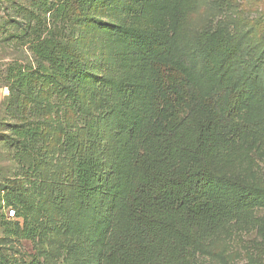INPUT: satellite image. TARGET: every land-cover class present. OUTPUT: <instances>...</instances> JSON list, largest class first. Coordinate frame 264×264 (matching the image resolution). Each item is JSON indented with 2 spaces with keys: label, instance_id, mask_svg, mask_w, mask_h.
Returning a JSON list of instances; mask_svg holds the SVG:
<instances>
[{
  "label": "rangeland",
  "instance_id": "374dc122",
  "mask_svg": "<svg viewBox=\"0 0 264 264\" xmlns=\"http://www.w3.org/2000/svg\"><path fill=\"white\" fill-rule=\"evenodd\" d=\"M171 5L172 0H98L89 21L72 34L75 19L56 22L54 10L33 14L30 0H0V264H105V237L122 224L124 197L132 189L133 146L120 129L127 90L141 89L151 59L143 47L154 37L172 38L175 18L186 44L196 46L206 26L241 44L243 65L259 76L264 91V0H189L180 3L179 13ZM33 28L65 41L81 60L77 92H68L66 80L39 74L31 95L11 99L8 70L39 69L29 42ZM258 107L264 110L262 92ZM84 116L95 124L94 139ZM15 124L41 126L42 143L28 150L31 168L18 163L8 141ZM66 130L80 139L72 155L66 152ZM85 151L97 158L98 184L88 193L77 177ZM237 163L241 177L264 186V149ZM11 208L14 218L7 216ZM203 247L199 264H264V208Z\"/></svg>",
  "mask_w": 264,
  "mask_h": 264
},
{
  "label": "trees",
  "instance_id": "16d2710c",
  "mask_svg": "<svg viewBox=\"0 0 264 264\" xmlns=\"http://www.w3.org/2000/svg\"><path fill=\"white\" fill-rule=\"evenodd\" d=\"M96 1L30 0L33 14L54 10L56 22L75 19L72 34L89 21ZM188 1L172 0L171 10L179 13L180 3ZM174 22L172 38L154 37L143 47L151 59L141 89L127 90L131 91L127 118L120 129L133 146L132 189L124 197L122 224L105 237V264H199L197 254L203 246L264 208V186L234 170L241 157L264 149V110L258 107L264 91L259 76L244 67L242 45L229 35L206 26L193 46L178 37L180 21ZM31 32L30 48L39 69L8 70L11 99L31 95L39 74L66 80L71 84L68 92H77L81 60L66 50L65 41L44 37L40 28ZM73 67L79 72L74 73ZM256 108L262 112H254ZM83 118L88 136L96 138L95 124ZM41 135L39 125L12 127L8 141L18 163L33 166L28 150L40 146ZM79 143L76 131L66 130L67 154L75 153ZM96 162L90 151L78 157L83 192L98 184ZM9 212V218L17 214L12 208Z\"/></svg>",
  "mask_w": 264,
  "mask_h": 264
},
{
  "label": "built area",
  "instance_id": "2783aa9c",
  "mask_svg": "<svg viewBox=\"0 0 264 264\" xmlns=\"http://www.w3.org/2000/svg\"><path fill=\"white\" fill-rule=\"evenodd\" d=\"M13 214H14V212L11 210V211L9 212V216H13Z\"/></svg>",
  "mask_w": 264,
  "mask_h": 264
}]
</instances>
